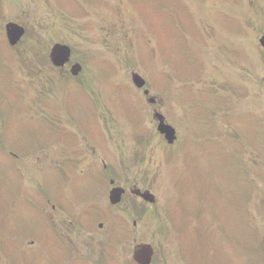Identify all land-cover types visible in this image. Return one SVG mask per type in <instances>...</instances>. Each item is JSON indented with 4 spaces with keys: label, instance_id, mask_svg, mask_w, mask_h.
I'll use <instances>...</instances> for the list:
<instances>
[{
    "label": "rangeland",
    "instance_id": "374dc122",
    "mask_svg": "<svg viewBox=\"0 0 264 264\" xmlns=\"http://www.w3.org/2000/svg\"><path fill=\"white\" fill-rule=\"evenodd\" d=\"M175 2L186 11L178 24L166 18V11L156 9L157 0L155 5L150 0H62L61 4L58 0H2L0 61L11 54L2 40L4 24L15 21L26 27L29 38L12 53L21 52V60L35 70L30 72L18 62V53L4 62L15 70L5 83L18 87H13L20 93L16 101L9 100L12 95L7 99L9 86L0 80V104L6 107L0 116L5 122L0 121V215L7 221L0 222V250L9 251L23 234L36 235L49 246L42 250L37 240L34 245L31 239L18 241L28 256L24 261L34 254L30 264H57L52 246H57V236L43 229L44 218L47 227L57 229V209L56 222H49L42 212L45 198L50 199L47 210L55 203L51 198L57 201V161L66 163L70 155L75 167L94 170L99 169L102 156L112 157L109 162L116 165L107 170L106 180L114 176L121 186L137 185L156 196V203L145 210L136 208L129 193L118 206L110 207V187L103 185L104 179L93 182L85 193V197L94 195L93 209L105 210V218L123 217L119 222L125 232V263L134 244L149 242L153 264H264V203H258L264 199V58L258 43L264 34V0ZM182 24L183 44L177 33ZM56 41L69 44L72 61L81 63L77 79L36 65L29 49L37 45L46 52ZM155 51L163 56L156 57ZM165 57L171 58L168 66L160 60ZM164 70H171V85L170 80L168 86H162L160 79L158 83L150 80ZM132 71L146 79L158 100L157 108L175 126L173 145H166L155 133L152 107L131 83ZM170 86L173 97H162L161 91L170 93ZM89 97L100 103L93 125ZM198 97L204 101L201 118L191 107ZM76 124L86 135L94 127L104 135L88 139L99 156L90 147L85 149V142L80 144V156L71 150L77 148ZM133 125L151 133L147 146L148 136L139 146L132 142ZM8 148L17 156L7 154ZM47 149L51 152L45 153ZM238 162L253 172L252 182L247 183L251 171L243 175ZM91 172L89 177L97 181ZM70 173L73 176V167ZM60 179L70 178L62 173ZM31 184L37 185L33 189ZM70 191L75 201L79 192ZM197 201L214 214L219 232L209 218L201 221ZM136 203L142 204L139 199ZM76 207L75 211L82 210L81 204ZM253 210L262 218L253 219L254 227L252 215L257 214ZM94 215L91 211L90 216ZM254 235H258L256 244ZM18 262L15 257L10 263L0 253V264H24Z\"/></svg>",
    "mask_w": 264,
    "mask_h": 264
},
{
    "label": "flooded vegetation",
    "instance_id": "af4514ba",
    "mask_svg": "<svg viewBox=\"0 0 264 264\" xmlns=\"http://www.w3.org/2000/svg\"><path fill=\"white\" fill-rule=\"evenodd\" d=\"M74 188L79 193H84L86 191V187L81 184ZM78 197L83 199L82 194L80 196L77 195L76 200L73 201L75 206ZM57 205H59L58 201ZM75 215H73L72 210L68 213L67 210L61 211L57 208V252L62 250L66 245H69L65 252L58 253L57 264H79L81 261H89L84 254H80L79 252L85 250L86 245L82 242L88 241L87 232L83 234L81 231L84 227L88 228L90 216H88L87 211L82 212L80 216H77V213L75 212ZM62 222L66 224L63 228L61 227ZM77 227L78 229L76 230ZM74 235L76 237L75 242L72 241ZM123 239L121 238L120 241L118 236L117 240L112 245L111 250H104L105 259L100 260V262H104L102 264H122V262H124ZM105 242H107V240ZM96 264H99V260Z\"/></svg>",
    "mask_w": 264,
    "mask_h": 264
},
{
    "label": "water",
    "instance_id": "95a60500",
    "mask_svg": "<svg viewBox=\"0 0 264 264\" xmlns=\"http://www.w3.org/2000/svg\"><path fill=\"white\" fill-rule=\"evenodd\" d=\"M20 34L21 33L18 32L17 28L14 26L12 27V30L9 31L8 33L10 39H15L16 36L19 37ZM68 56H69V48L67 46L60 45V44H55L50 54L51 60L55 65H62L64 61L68 59ZM158 130L165 134V139L168 142H171L173 140L174 138L173 130L170 127L160 123L158 126ZM121 192L122 190H117V189L113 190L111 192V200L117 201L120 198ZM136 193L141 195L146 200L153 201V197L150 196L147 192L139 193V191H137ZM149 250H150V247H148L147 245L136 246L134 250V253H135L134 259H136L140 263H146L148 260V256H149Z\"/></svg>",
    "mask_w": 264,
    "mask_h": 264
}]
</instances>
